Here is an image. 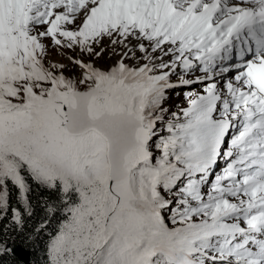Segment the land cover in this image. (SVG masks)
I'll return each mask as SVG.
<instances>
[{"label":"snow or ice","instance_id":"1","mask_svg":"<svg viewBox=\"0 0 264 264\" xmlns=\"http://www.w3.org/2000/svg\"><path fill=\"white\" fill-rule=\"evenodd\" d=\"M18 237L264 264V0H0V264Z\"/></svg>","mask_w":264,"mask_h":264},{"label":"trees","instance_id":"2","mask_svg":"<svg viewBox=\"0 0 264 264\" xmlns=\"http://www.w3.org/2000/svg\"><path fill=\"white\" fill-rule=\"evenodd\" d=\"M44 194L45 193H41V195H44ZM33 200H34V202L36 204V219H38L40 217V215L42 214V210L39 207V203H38V201L36 199L35 194L33 196ZM12 203L15 204V201L13 200ZM33 223H35V220H33ZM46 238L47 237H45V239ZM16 244H21V245H23L24 247H26L27 249L30 250V253H31V262H30V264H44L43 242L40 243V247L39 248H34L33 244L23 243L22 242V237H18L17 241H16ZM4 259L8 262V264H25L16 255L8 256V257H5Z\"/></svg>","mask_w":264,"mask_h":264},{"label":"rangeland","instance_id":"3","mask_svg":"<svg viewBox=\"0 0 264 264\" xmlns=\"http://www.w3.org/2000/svg\"><path fill=\"white\" fill-rule=\"evenodd\" d=\"M105 43H107V42H105ZM108 56H109V53L105 52L103 57L99 61H97V63L100 66H107L108 64L113 63L116 59L119 58V57H113L110 60L108 58ZM50 58L55 59V60H60L61 59V57L56 54L55 50L52 51ZM64 62L67 63L66 60H64ZM168 105H178L180 107L185 106V101H184L183 96L181 95L180 97H176L175 95H173L172 99L168 101Z\"/></svg>","mask_w":264,"mask_h":264},{"label":"water","instance_id":"4","mask_svg":"<svg viewBox=\"0 0 264 264\" xmlns=\"http://www.w3.org/2000/svg\"><path fill=\"white\" fill-rule=\"evenodd\" d=\"M14 247L16 249L14 255H16L18 258H20V260L22 262H24L25 264H30V262H31L30 250L21 244H16V245H14Z\"/></svg>","mask_w":264,"mask_h":264}]
</instances>
